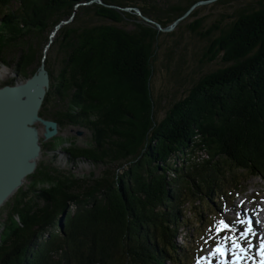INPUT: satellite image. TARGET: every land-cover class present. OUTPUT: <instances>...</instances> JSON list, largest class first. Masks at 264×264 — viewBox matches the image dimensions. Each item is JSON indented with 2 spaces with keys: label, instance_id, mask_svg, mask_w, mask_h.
<instances>
[{
  "label": "trees",
  "instance_id": "trees-1",
  "mask_svg": "<svg viewBox=\"0 0 264 264\" xmlns=\"http://www.w3.org/2000/svg\"><path fill=\"white\" fill-rule=\"evenodd\" d=\"M90 1L0 0V65L17 77L1 87L35 75L46 55L41 43L75 13L45 59L51 87L41 116L60 130L89 131V145L66 141L62 150L73 163L103 168L99 176H78L40 161L30 184L0 211V264L189 263L196 245L178 243L180 231L193 227L187 213L203 232L205 213L228 200V188H242L248 175L264 181V4L206 33L198 11L190 15V31L210 43L201 63L223 54L225 66L165 110L151 88L163 33L112 6L137 8L166 28L202 0L161 9L101 0L76 8ZM198 202L196 213L188 209Z\"/></svg>",
  "mask_w": 264,
  "mask_h": 264
},
{
  "label": "rangeland",
  "instance_id": "rangeland-1",
  "mask_svg": "<svg viewBox=\"0 0 264 264\" xmlns=\"http://www.w3.org/2000/svg\"><path fill=\"white\" fill-rule=\"evenodd\" d=\"M192 1L194 0H128V3L136 4L137 7H155L161 9L164 7L173 6L175 4L184 7ZM220 1L221 0L212 4L200 6L194 10V12L196 10L198 11L197 19H204V24L201 28L202 33H206L210 28H212V26H219L221 30L228 29L229 27L234 26L236 22H239L240 19H243L247 12L252 11L253 9H258L260 8L261 4H264V0H230L225 4H221ZM189 10L187 12H189ZM186 13L178 19L180 20V22L173 32L163 33V36L160 37L159 43L161 45V48L158 50L157 59L154 62L155 74L151 83L152 93L155 99L165 110H167L174 102L182 99L187 94L191 86L200 78L207 74L216 72L220 68H223L225 66L223 65V61L221 59L223 54H221L220 58L216 61H212V63H201L203 54L210 43L208 39H204L201 36L193 34L190 31L188 27L192 22L195 21L196 18L191 19L189 18L190 16L186 18ZM130 14L137 15L146 24L156 25L155 21L145 16L141 11L135 12L132 10L130 11ZM123 26L127 27L128 30L134 29V25L131 22L125 23L123 24ZM220 33L221 31L215 32L213 38L218 37ZM210 37L211 36H209V38ZM52 41L54 42V39L52 40L51 36L50 42L48 44L46 43L45 45L43 41L39 47V52H41L44 48V54L47 53L48 55V46L49 48L52 46ZM53 48H51L52 52L55 53L56 47ZM51 55L53 57V54ZM55 63H57V60H55ZM16 78L17 77L14 75L11 69L0 65V87L4 83ZM161 115L164 116V113ZM37 128L40 130L41 135H43L44 128L40 125H37ZM90 139L91 133L89 131L78 127H69L65 130H60L59 135L52 138L51 140L47 142L42 141V146H52L56 144L57 148L61 151L62 149L69 146L67 143H65L66 141L70 143H76V145L80 147H86L90 144ZM43 152L44 153H42L40 161H43L45 163L49 162L50 164H52L49 166L56 167L60 171L72 173L78 176L88 175L91 172H94L97 176H99L103 170V168H96L91 164H87L86 166H84L76 164L77 162L75 164L70 163L67 155H65V152L63 154L60 153L61 156H58L56 160H53L52 155H50V151ZM241 181L248 189L247 197L251 198L256 196V194H254L256 190H262L264 193V181L259 177H250L248 175L246 179L243 177ZM29 184V182H26L25 185L28 186ZM245 195L246 194L244 193V195L241 196L240 200L233 206H224L223 209L218 212L215 209L219 208L217 206H219L220 204L219 202H216L217 206L214 204V208L211 210V212H206L204 216L207 217L208 215L211 220L207 222V232L201 237V240H199V242L200 246H202L203 244L207 246L202 252H198L199 254H197V258L193 262V264H212L209 257L215 254V248L218 245H226L228 249H231V240L233 238L240 237L242 234H247V239L244 240L243 244L241 245L248 249L247 252L256 254L258 244H253V235L250 234L254 233L248 232L247 224L250 217L251 222H253V225L255 226H258V224L263 221L259 219L262 216L256 215L253 212H249L243 208L242 201L245 199ZM260 200L261 202H257V208L260 211H263V194L260 195ZM253 202L254 201L252 200V203ZM205 203H207V201H205ZM199 204L200 203L198 202L194 206L188 205V209H192V211L196 213V206ZM187 217L189 218L191 223L195 222L197 219V217L190 212L187 213ZM209 217H207V219H209ZM221 221L227 223L229 225V229L220 232V234H217V227L220 225ZM191 225L192 224L182 230L183 237H179L178 239V243L180 245L188 243V233L193 232ZM248 242L251 243V247H249ZM200 246L198 251L200 250ZM229 257H231L230 260L233 263L232 254H230ZM218 258L219 256L215 254V264H221V261L218 260ZM240 264H242V260Z\"/></svg>",
  "mask_w": 264,
  "mask_h": 264
},
{
  "label": "water",
  "instance_id": "water-1",
  "mask_svg": "<svg viewBox=\"0 0 264 264\" xmlns=\"http://www.w3.org/2000/svg\"><path fill=\"white\" fill-rule=\"evenodd\" d=\"M217 1L219 0L197 2L185 17L190 16L196 8ZM97 2L103 4L100 0ZM112 8L121 12L132 11L117 6ZM74 17L75 13L69 20L62 21L56 26L52 40L61 27L73 22ZM179 22L180 20H177L167 28L155 24L160 32L170 33L175 30ZM46 55L37 73L30 79L0 88V211L26 184L27 178L35 173L42 155V141L47 142L59 135V124L41 116V110L51 87V78L45 63ZM37 125L44 128L43 135Z\"/></svg>",
  "mask_w": 264,
  "mask_h": 264
},
{
  "label": "snow or ice",
  "instance_id": "snow-or-ice-1",
  "mask_svg": "<svg viewBox=\"0 0 264 264\" xmlns=\"http://www.w3.org/2000/svg\"><path fill=\"white\" fill-rule=\"evenodd\" d=\"M229 225L225 223L224 221L220 222V225L217 227V234H220V232L224 230H228ZM248 232L251 233V229H248ZM246 240L247 234H242L240 238H233L231 240L232 245V256H233V264H240L241 260L244 259V257L247 255L248 249L241 245L240 240ZM249 247H251V243L248 242ZM215 254L218 255L221 258V264H228L227 262V246L226 245H218L215 250ZM257 255L261 257L260 264H264V240L261 241L260 244V250L257 252Z\"/></svg>",
  "mask_w": 264,
  "mask_h": 264
},
{
  "label": "bare ground",
  "instance_id": "bare-ground-1",
  "mask_svg": "<svg viewBox=\"0 0 264 264\" xmlns=\"http://www.w3.org/2000/svg\"><path fill=\"white\" fill-rule=\"evenodd\" d=\"M133 11H135L136 12V10H133ZM235 210V209H234ZM244 215V214H243ZM241 218V217H240ZM245 218V217H244ZM248 219V218H247ZM256 222V221H255ZM232 251H233V249L231 248V249H228L227 248V252H228V255H227V257H226V259H227V262H228V264H232V262L230 261V258H229V256H230V254H232ZM215 255V254H214ZM217 257V256H216ZM210 258V257H209ZM255 258V255L253 254V253H250V252H248L247 253V256L246 257H244V259L242 260V264H253V259ZM218 260H220L221 261V258H218ZM207 264V263H206Z\"/></svg>",
  "mask_w": 264,
  "mask_h": 264
},
{
  "label": "flooded vegetation",
  "instance_id": "flooded-vegetation-1",
  "mask_svg": "<svg viewBox=\"0 0 264 264\" xmlns=\"http://www.w3.org/2000/svg\"><path fill=\"white\" fill-rule=\"evenodd\" d=\"M57 153H62V152H64V150H58V151H56ZM56 152H50V155H52V157H54L57 153ZM50 162H51V160H50Z\"/></svg>",
  "mask_w": 264,
  "mask_h": 264
}]
</instances>
